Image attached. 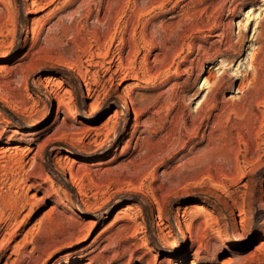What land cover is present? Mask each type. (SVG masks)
<instances>
[{"label": "rangeland", "instance_id": "rangeland-1", "mask_svg": "<svg viewBox=\"0 0 264 264\" xmlns=\"http://www.w3.org/2000/svg\"><path fill=\"white\" fill-rule=\"evenodd\" d=\"M15 146L0 264H264V0H0Z\"/></svg>", "mask_w": 264, "mask_h": 264}, {"label": "bare ground", "instance_id": "bare-ground-1", "mask_svg": "<svg viewBox=\"0 0 264 264\" xmlns=\"http://www.w3.org/2000/svg\"><path fill=\"white\" fill-rule=\"evenodd\" d=\"M102 58V57H101ZM102 60H104V58L102 59ZM103 62H105V61H103ZM118 62V61H117ZM105 64V63H104ZM112 64H115L114 63V61L112 60V59H110V60H108L107 61V63H106V65L108 66L106 69H105V72H109V71H111V68H110V66L112 65ZM118 64V63H117ZM116 64V65H117ZM120 64V63H119ZM103 65V64H102ZM131 66V65H130ZM113 67V66H112ZM122 67V66H121ZM121 67H120V65L119 66H117V67H115L116 68V70H114L111 74H110V76H109V78H108V82L110 83V84H112L113 83V81L115 80L114 79V76L115 75H117L118 73H120V75L121 76H123V78H122V80L124 79L125 80V78L126 77H128V75H126L127 74V72H125L123 69H121ZM104 68V67H103ZM127 71H129V70H127ZM133 78V77H132ZM138 78V77H137ZM133 80V79H132ZM121 81V80H120ZM22 83V82H21ZM141 83H145L144 82V79L142 80L141 79ZM59 84V83H58ZM61 84V83H60ZM99 84V83H98ZM206 84V83H205ZM205 84L204 85H202V89H204V86H205ZM89 85V84H88ZM88 85L86 86L87 87V90H86V96L87 97H92L94 94V91L93 90H91L90 88H88ZM90 86V85H89ZM70 95L69 96H71V93H69ZM67 95V94H66ZM68 96V97H69ZM66 98V97H65ZM70 98V97H69ZM202 101L200 102V103H198L197 104V106H196V108H199L200 107V105L202 104V103H204V101H205V98L203 97V99H201ZM62 108H64V109H66L67 110V112H69V115H70V109H69V106H68V104H65L64 102H63V98H62V100H61V98H59L58 99V113L61 111V109ZM141 112V111H140ZM71 115H74V113H71ZM139 116H141V114L140 113H136V118L138 119V117ZM73 117V116H72ZM9 150H12V151H14V152H18V151H20V147H11V149H0V160L1 161H7L8 159H9V157H6L5 155H7V152L9 151ZM0 163H2V162H0ZM181 221V220H180ZM125 224V223H124ZM190 242H191V247L195 244V242H196V240L194 239V237L191 235L190 236ZM5 244V243H4ZM1 245L0 246V254L6 249V247H7V245ZM263 246H264V243L262 244ZM132 247V246H131ZM131 247H128V248H126V250L124 251V254L125 255H128V257L129 258H132L133 256H135L136 254H137V252H135L134 250H132L131 249ZM79 255H80V258L79 259H82V258H86L87 256H89V254H87L86 253V255H83V253L81 252V253H79ZM195 255H196V253H195ZM197 257H198V255H196ZM41 259V258H40ZM144 258H142V257H139L137 260L139 261V262H141L142 260H143ZM170 260V259H169ZM194 261H196V259L194 260ZM89 262H93V258H89ZM69 263H71V262H62L61 264H69ZM173 262L170 260V261H168V262H166V264H172ZM147 264H156V262L154 261V263H150L149 261H148V263Z\"/></svg>", "mask_w": 264, "mask_h": 264}]
</instances>
